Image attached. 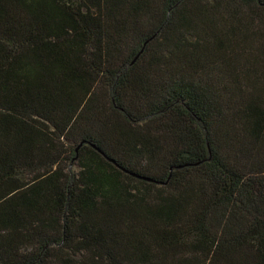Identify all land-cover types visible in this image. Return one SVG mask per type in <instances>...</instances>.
Here are the masks:
<instances>
[{
  "label": "trees",
  "instance_id": "obj_1",
  "mask_svg": "<svg viewBox=\"0 0 264 264\" xmlns=\"http://www.w3.org/2000/svg\"><path fill=\"white\" fill-rule=\"evenodd\" d=\"M0 264H264V0H0Z\"/></svg>",
  "mask_w": 264,
  "mask_h": 264
}]
</instances>
